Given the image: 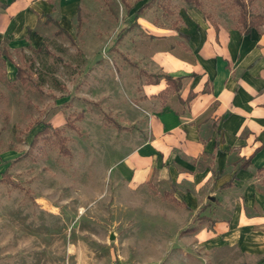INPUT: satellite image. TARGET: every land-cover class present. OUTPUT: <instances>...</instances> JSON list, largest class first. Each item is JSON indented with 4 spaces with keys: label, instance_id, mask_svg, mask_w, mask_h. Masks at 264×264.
I'll list each match as a JSON object with an SVG mask.
<instances>
[{
    "label": "rangeland",
    "instance_id": "1",
    "mask_svg": "<svg viewBox=\"0 0 264 264\" xmlns=\"http://www.w3.org/2000/svg\"><path fill=\"white\" fill-rule=\"evenodd\" d=\"M181 6L237 27L264 17V0H83L72 34L49 22L38 44L0 43V264H253L186 238L174 186L131 184L113 167L147 79L110 45L128 29L143 34L139 13L176 26ZM108 53L119 67L98 65Z\"/></svg>",
    "mask_w": 264,
    "mask_h": 264
},
{
    "label": "crops",
    "instance_id": "2",
    "mask_svg": "<svg viewBox=\"0 0 264 264\" xmlns=\"http://www.w3.org/2000/svg\"><path fill=\"white\" fill-rule=\"evenodd\" d=\"M82 1L0 0V43L38 44L47 15L72 34ZM133 9L126 11L141 6ZM177 15L176 26H161L139 13L143 34L128 29L110 45L134 57L147 79L133 91L137 117L113 167L131 184L174 186L188 211L186 238L264 264V23L245 34L196 8L181 6ZM108 55L98 65L119 67ZM151 74L179 78L178 89L176 81H149ZM114 123L124 136L127 124Z\"/></svg>",
    "mask_w": 264,
    "mask_h": 264
},
{
    "label": "trees",
    "instance_id": "3",
    "mask_svg": "<svg viewBox=\"0 0 264 264\" xmlns=\"http://www.w3.org/2000/svg\"><path fill=\"white\" fill-rule=\"evenodd\" d=\"M121 2H123L124 0H120ZM187 4H193L194 0H184ZM127 6V5H126ZM138 11H140V9H138ZM258 19L253 20L252 18L249 19L248 23H244V25L241 27V30L243 31V33H248L249 29L251 27H258L259 25H261L262 23H264V17H259L256 16ZM253 20V21H252ZM51 22L54 26H56L57 28V32H61V33H66L68 34L63 28H61L58 24V22L51 16V15H47L46 16V20L45 23H49ZM69 35V34H68ZM19 71V69H18ZM17 71V73H18ZM142 72V71H141ZM148 77H151V79L149 81L151 82H156L159 78H164L167 83H173L174 81H176V86L175 89H178L179 87V78L173 79L170 75H165V74H151L148 75ZM115 125V123H113Z\"/></svg>",
    "mask_w": 264,
    "mask_h": 264
},
{
    "label": "built area",
    "instance_id": "4",
    "mask_svg": "<svg viewBox=\"0 0 264 264\" xmlns=\"http://www.w3.org/2000/svg\"><path fill=\"white\" fill-rule=\"evenodd\" d=\"M111 264H114V263H111Z\"/></svg>",
    "mask_w": 264,
    "mask_h": 264
}]
</instances>
